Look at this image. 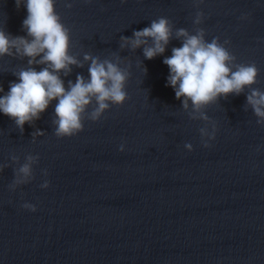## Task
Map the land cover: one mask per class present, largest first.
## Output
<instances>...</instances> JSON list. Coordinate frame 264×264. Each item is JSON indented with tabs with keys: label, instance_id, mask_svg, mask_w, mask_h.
Instances as JSON below:
<instances>
[{
	"label": "water",
	"instance_id": "water-1",
	"mask_svg": "<svg viewBox=\"0 0 264 264\" xmlns=\"http://www.w3.org/2000/svg\"><path fill=\"white\" fill-rule=\"evenodd\" d=\"M55 11L70 29L72 55H119L121 67L131 65L128 99L63 139L52 125L58 101L23 134L0 113V164H11L12 154L21 163L40 157L35 179L15 192V165L0 173V264H264V127L246 106L250 89L205 110L217 132L204 148L205 122L189 119L167 86L163 60L180 41L152 60L142 48L120 49L121 36L158 17L193 33L201 11L205 39L228 40L237 63L254 62L260 74L252 87L264 91V0H204L199 9L193 0H55ZM26 16L16 0H0V30L26 37ZM24 67L27 59L0 58V96ZM77 74L87 79L88 65L61 76L66 88ZM37 129L45 135L33 143ZM25 202L37 211L24 210Z\"/></svg>",
	"mask_w": 264,
	"mask_h": 264
},
{
	"label": "clouds",
	"instance_id": "clouds-1",
	"mask_svg": "<svg viewBox=\"0 0 264 264\" xmlns=\"http://www.w3.org/2000/svg\"><path fill=\"white\" fill-rule=\"evenodd\" d=\"M126 2L121 0L122 4ZM203 3L204 0H193L197 9ZM21 5L27 9L22 23L27 36L13 37L0 30V58L27 59V67L13 73L18 82H11L9 91L0 96V113L12 119L21 134L25 124L33 126L53 101H58L52 119L54 135L58 139L76 136L84 130L86 120L99 122L111 106L122 107L125 104L130 64L121 67L119 55L101 60L88 53L81 61L70 52V29L56 13L55 0H16L17 9ZM66 7L71 8L72 5L66 4ZM203 19V12L197 11L193 20L196 27L190 33L185 28L176 29L168 18L158 17L151 21L149 27L134 31L131 38L121 36L120 49L135 51L142 48L145 59L152 60L164 55L170 41H180L181 46L173 47L171 56L163 60L169 68L167 86L174 90L176 99L182 101V109L189 119L205 122V127L199 129L201 143L204 148H210V141L216 138L217 127L205 110L219 103L220 98L239 96L245 89H250L246 106L257 117V124L264 127V91L252 87L260 74L257 65L254 62L237 63L236 56L228 48V40L221 43L219 37H214L207 41L205 30L199 27ZM86 64L88 78L77 74L75 82L69 80L66 88L61 76L68 77L73 68L82 69ZM36 66H41V70L37 71ZM3 91L0 87V93ZM31 135L35 143L45 132L37 129ZM184 147L188 152L193 150L190 143ZM124 150L125 146L121 144L119 151ZM9 159L11 164H0V173L15 165L12 167L14 179L9 185V191L15 192L35 179L34 166L38 165L40 157L27 154L23 163L15 154ZM42 175L45 179L40 188L47 190L50 187L47 169L42 170ZM22 208L33 213L37 211L32 203L25 202Z\"/></svg>",
	"mask_w": 264,
	"mask_h": 264
}]
</instances>
